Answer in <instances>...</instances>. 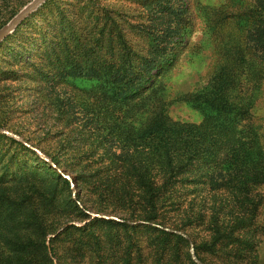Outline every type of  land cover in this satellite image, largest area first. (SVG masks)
<instances>
[{"label": "rangeland", "instance_id": "rangeland-1", "mask_svg": "<svg viewBox=\"0 0 264 264\" xmlns=\"http://www.w3.org/2000/svg\"><path fill=\"white\" fill-rule=\"evenodd\" d=\"M30 1L0 0V27ZM0 127L43 155L0 137V264H64L49 239L90 214L187 237L138 226L139 264H193L191 246L204 264H264V0H46L0 43ZM158 147L197 157L176 171L186 183L152 212L119 200L124 157L154 164ZM215 152L221 180L209 189L201 175ZM210 207L213 228L197 216ZM32 213L40 234L16 223ZM97 224L87 230L124 234ZM64 235L57 253L69 249ZM19 239L30 246L17 255ZM93 253L75 264H95Z\"/></svg>", "mask_w": 264, "mask_h": 264}, {"label": "trees", "instance_id": "trees-1", "mask_svg": "<svg viewBox=\"0 0 264 264\" xmlns=\"http://www.w3.org/2000/svg\"><path fill=\"white\" fill-rule=\"evenodd\" d=\"M23 21L21 23H23ZM20 24L17 25L15 30L19 27ZM253 30L255 31L256 29L254 28ZM8 35L5 38H7ZM259 40L260 39H257V37L252 39L256 47L259 46ZM172 61L173 57L167 59V65L172 64ZM154 66L155 67L153 68L156 69V65ZM159 73V70H156L153 73L149 72L147 75V80L142 83L140 89L146 90L151 87L154 76L158 75ZM214 79L215 77L213 78V80ZM0 137L3 139H7L14 144H18L24 150L30 151L32 155L38 156L35 150H32L29 146L23 144L20 141H17L13 137H9L3 133H0ZM231 141V136L225 140L220 137L212 139V142L219 147H226L228 146V144H230ZM191 152L192 151H189V153L185 152L181 155H178L177 157H173L168 150H163L161 147H158V149L153 148L151 152V159L154 160V164L150 165H144L143 162H132V159H130V155L124 157L123 161L126 162L122 166L118 167V180L117 182L113 181L112 183L114 187L116 183H118V189L115 194L114 191H112V194L118 196L119 200H123L127 204H142L144 206L143 208L147 207L150 212L155 211L156 207L159 204L163 203V201L172 202V200L168 198H170L171 194H176L174 193L176 192L175 187L186 183L184 179L175 180L177 173L176 171H182L186 166L189 165V160L191 161L197 158H192L191 155L193 153ZM120 153L121 155H125V153L123 152ZM218 158V152H215L211 154V156H208L206 162L208 163L206 165L207 168L203 171L201 175L204 177V181L202 182V184H204V186L208 187L209 189H215L218 180L221 178L219 175V171H217V168L221 166L218 162ZM128 161L130 162V165L127 164ZM42 162L44 163L45 167L50 168L49 163L47 161L42 160ZM56 176H59L63 182L69 184V179L66 176H60L59 174H57ZM76 198L77 200L79 199L78 194H76ZM73 204L77 210L80 209L76 200L74 199ZM210 208L211 209H209V212L199 211V214L197 216H204L213 228V226L215 227L217 225V221L215 219V208ZM152 219L155 218H148L146 220ZM26 221H28L29 224L35 225L33 229L37 233L40 234L43 231L44 221L41 220L40 216L37 213H32L28 215V217H26L25 219H22L21 217L16 219V223L20 225L24 224ZM94 223H100L104 227L110 229H114L118 227V225H120L124 231V234L118 238V233L116 231L100 230L98 232L91 233V231L87 229L91 225H94ZM138 226H143L152 231L158 232L163 237L173 236L179 241L188 242L187 237L183 236L182 234L176 233L172 230H167L152 223L134 224L126 222L124 220L118 221L112 218L106 219L101 217H91L89 222H86L80 226L74 224L66 225L60 232H58L49 239V250L52 256H54L56 259L60 260V262L64 264L80 263L81 261L85 260L88 257V254L92 251L96 252L93 253L95 255V264H118L119 261V264H139L141 263V260H137L136 255L138 251V242L136 237L131 235V232L135 230ZM69 230L75 231V233L72 232V237L68 236ZM64 234H67L68 236L66 241L68 243L69 249L68 251L63 250L60 253H57L56 248L54 246V242L59 238V236ZM90 240H93V247L89 243ZM105 243H108L109 246H111L112 248L111 250L113 251V254L111 255V257L108 254L104 255L100 252L101 246L105 247ZM118 244L121 245V250L119 253ZM29 246L30 243L27 244L26 242H22L19 239L11 247V250L14 254L20 255L23 249L25 250ZM41 246L43 247V250L45 252V258L50 262L51 258L47 254L49 250L47 245L44 243V234L43 240L41 241ZM91 249L92 251H90ZM192 263L197 264L194 261ZM158 264L161 263L159 262Z\"/></svg>", "mask_w": 264, "mask_h": 264}, {"label": "water", "instance_id": "water-1", "mask_svg": "<svg viewBox=\"0 0 264 264\" xmlns=\"http://www.w3.org/2000/svg\"><path fill=\"white\" fill-rule=\"evenodd\" d=\"M46 0H31L29 3H27L18 13H16L6 24H4L2 27H0V42L10 33H12L15 28L17 27L18 24H20L26 17H28L32 12H34L40 5H42V3H44ZM0 132L9 135L17 140H19L20 142H22L23 144L31 147L29 144H27L24 140H22L21 138H19L17 135L4 130L0 127ZM33 148V147H31ZM40 156L43 157V155L41 154V152L35 148H33ZM91 217H101V218H112L115 220H118L116 217L114 216H106V215H99V214H90ZM175 232V231H174ZM181 234V233H180ZM183 236H185L184 234H182ZM186 237V236H185ZM190 254L191 257L193 259V261L197 264H204L201 261H199V259L197 258V256L195 255L194 252V248L191 246L190 249Z\"/></svg>", "mask_w": 264, "mask_h": 264}]
</instances>
